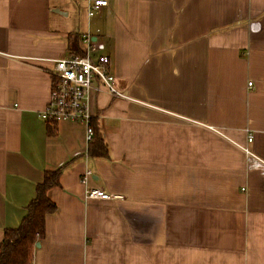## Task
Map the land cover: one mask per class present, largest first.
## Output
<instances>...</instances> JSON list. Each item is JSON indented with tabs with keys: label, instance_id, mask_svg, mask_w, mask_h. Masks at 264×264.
Returning <instances> with one entry per match:
<instances>
[{
	"label": "crops",
	"instance_id": "obj_1",
	"mask_svg": "<svg viewBox=\"0 0 264 264\" xmlns=\"http://www.w3.org/2000/svg\"><path fill=\"white\" fill-rule=\"evenodd\" d=\"M85 8L0 0V242L44 172L68 164L32 264H264V0ZM72 33L108 58L125 96L87 94L108 159L86 156L84 125L49 135L39 116Z\"/></svg>",
	"mask_w": 264,
	"mask_h": 264
},
{
	"label": "built area",
	"instance_id": "obj_2",
	"mask_svg": "<svg viewBox=\"0 0 264 264\" xmlns=\"http://www.w3.org/2000/svg\"><path fill=\"white\" fill-rule=\"evenodd\" d=\"M86 5V15L91 18L108 6L109 0H79ZM86 42L85 56H68L54 61L51 70L50 101L40 113V119L47 123L68 121L79 123L86 128V142L91 141L93 132L89 126L91 118L85 102L90 89H104L114 98H125L114 86V76L109 70V60L104 55H97L93 59L91 53L95 50L89 38ZM251 136L247 137L250 143ZM248 153V150L245 149ZM92 176L91 171L83 173L81 181L85 183ZM111 196L104 191L87 188L84 191L85 199L109 200Z\"/></svg>",
	"mask_w": 264,
	"mask_h": 264
},
{
	"label": "trees",
	"instance_id": "obj_3",
	"mask_svg": "<svg viewBox=\"0 0 264 264\" xmlns=\"http://www.w3.org/2000/svg\"><path fill=\"white\" fill-rule=\"evenodd\" d=\"M80 34L68 35L69 56H85L81 49ZM56 123H49L48 134L54 135ZM92 128L91 141L87 143L86 156L94 159H108V146L101 135L97 132L95 119H89ZM64 165L53 171H46L40 183L37 184L34 198L26 207V214L16 228L5 229L0 242V264H32V252L35 245L45 235V220L56 211L55 203L48 197V191L59 186V178Z\"/></svg>",
	"mask_w": 264,
	"mask_h": 264
},
{
	"label": "rangeland",
	"instance_id": "obj_4",
	"mask_svg": "<svg viewBox=\"0 0 264 264\" xmlns=\"http://www.w3.org/2000/svg\"><path fill=\"white\" fill-rule=\"evenodd\" d=\"M91 56H92L93 59H96L97 54H95V55H91Z\"/></svg>",
	"mask_w": 264,
	"mask_h": 264
},
{
	"label": "water",
	"instance_id": "obj_5",
	"mask_svg": "<svg viewBox=\"0 0 264 264\" xmlns=\"http://www.w3.org/2000/svg\"><path fill=\"white\" fill-rule=\"evenodd\" d=\"M55 12L60 13L59 11H56V10H55ZM38 246H39V244L37 243V244L35 245V247H38Z\"/></svg>",
	"mask_w": 264,
	"mask_h": 264
}]
</instances>
